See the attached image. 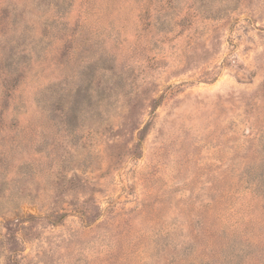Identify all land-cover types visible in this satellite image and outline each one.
<instances>
[{
    "label": "rangeland",
    "instance_id": "1",
    "mask_svg": "<svg viewBox=\"0 0 264 264\" xmlns=\"http://www.w3.org/2000/svg\"><path fill=\"white\" fill-rule=\"evenodd\" d=\"M0 264H264V0H0Z\"/></svg>",
    "mask_w": 264,
    "mask_h": 264
}]
</instances>
